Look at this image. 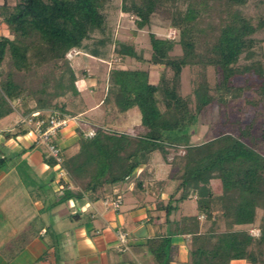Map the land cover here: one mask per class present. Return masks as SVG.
<instances>
[{
  "label": "trees",
  "instance_id": "obj_1",
  "mask_svg": "<svg viewBox=\"0 0 264 264\" xmlns=\"http://www.w3.org/2000/svg\"><path fill=\"white\" fill-rule=\"evenodd\" d=\"M108 2L15 0L9 5L2 0L0 23L8 35H0V119L15 110L18 100L22 114L49 109L69 115L84 111L82 87L66 56L72 48L99 60L113 43L120 59L134 58L142 66L162 67L155 82L148 68L110 69L107 94L114 107L118 112L137 107L140 122L134 134L96 125L94 134L87 136L85 124L75 126L77 150L67 155L60 148L61 166L75 188L60 180L59 201L84 195L92 200L105 198L107 188L122 183L132 182L135 190L162 188L167 179H154L151 171L154 153L166 154L168 146H184L183 170L174 177L178 179L176 188L158 206L164 210L170 230L146 242L152 264L173 260L174 234L189 236L190 264H230L235 259L264 264V225H258L257 236L245 228L255 224L256 209L264 206L262 133L252 131V123H247L237 136L224 133L200 144L189 143L190 126L206 106L225 105L247 91H253L257 101H264V69L259 58L264 37H255L264 32V0H122L121 10L133 14L136 29L149 25L158 9L169 14L166 24L175 28L176 35L166 38L149 32V57L130 42L113 39L104 13ZM251 2L256 10L248 13L245 8ZM212 15L218 17L217 23L201 27ZM95 31L100 35L94 36ZM177 48L179 53L173 54ZM192 65L203 69L190 92L193 107L190 95L179 91L182 70ZM207 66L219 75L213 86L206 78ZM166 69L171 71L170 77ZM238 76L244 78L243 83L233 82ZM64 96L67 102L55 100ZM108 100L102 98V102ZM17 128L26 131L21 125ZM116 195L120 192L112 196ZM190 196H195V212L170 220V213ZM199 215L210 222L205 230H201ZM219 220L222 230L217 228Z\"/></svg>",
  "mask_w": 264,
  "mask_h": 264
},
{
  "label": "crops",
  "instance_id": "obj_2",
  "mask_svg": "<svg viewBox=\"0 0 264 264\" xmlns=\"http://www.w3.org/2000/svg\"><path fill=\"white\" fill-rule=\"evenodd\" d=\"M12 113L14 122L4 120L6 116L0 119V264H152L147 240L170 230L164 210L158 209L170 195H165L164 185L135 190L130 182L107 188L105 197L124 189L131 192L125 207L121 196L116 211L103 204L104 198L92 200L84 195L59 201L62 179L56 167L45 149L33 142L32 133L18 131L20 112ZM74 128L58 133V144L67 155L77 150ZM186 200L170 213V220L195 212L194 208V212L172 215ZM198 219L203 230L207 221L203 215ZM119 228L128 232V248L122 252L116 250ZM188 237L172 235L176 249L169 264H190ZM230 264L252 263L235 259Z\"/></svg>",
  "mask_w": 264,
  "mask_h": 264
},
{
  "label": "rangeland",
  "instance_id": "obj_3",
  "mask_svg": "<svg viewBox=\"0 0 264 264\" xmlns=\"http://www.w3.org/2000/svg\"><path fill=\"white\" fill-rule=\"evenodd\" d=\"M130 1L131 0H126L127 3ZM121 2L122 0H109L104 7V13L107 17L109 28L108 31L112 34L113 39L128 41L132 43L136 50L142 53L144 57H149V32L155 33L158 37H165L167 30L169 28H174L166 24L169 14L163 11V9H158V11L151 16L149 25L145 26L143 29H136L133 21V14L130 12H123L121 10ZM0 3H2V0H0ZM14 3L15 0H8L9 5H13ZM218 8L219 7L217 6L215 9ZM254 10L256 9L253 7V2L249 3L245 8V11L248 13H252ZM217 21L218 17L212 15L211 18L204 19L200 25L205 28L208 24H215ZM0 35H8L7 30L1 23ZM93 35L98 36L100 33L95 31ZM255 37H264V32H257ZM172 53H179V49H175ZM259 58L262 61V67L264 69V42L262 43V51L260 52ZM7 61L8 59L6 58L2 64L5 70L8 68ZM106 61H110V65H108ZM70 62L76 71L80 85H82L81 99L86 107V109L80 113V118L84 119L88 124L81 123L85 124L87 128L90 124L103 125L118 132L134 134L136 132V127L140 122V112L137 107H133L126 112H118L114 107L112 96L107 94V87L110 82V69L116 66L148 68L150 71V78L155 82L158 80L163 68L150 65L142 66L134 58L130 59L124 57L120 59V57L114 52L113 43H109L106 46V54L103 59L97 60L94 57H90L86 53L81 52L79 55L74 56ZM202 70V67L197 65L185 66L183 68L179 90L182 95H190L193 81L200 77ZM204 70L209 84L213 86L219 77L218 73L212 66H207ZM165 74L167 77H170L171 71L166 69ZM233 82L241 84L244 82V78L241 76L235 77ZM90 84L92 85V90L89 88ZM105 96L109 98L108 102H102V98ZM190 98V105L193 107V97L190 95ZM65 99L67 102L68 98L65 96L56 98L55 100L61 103L65 101ZM250 100H253L254 102H250ZM29 103H31V101H29ZM14 105L15 109L21 113L23 106H21L19 100L16 101ZM70 107L71 106H68V108ZM13 118L14 113H11L6 116L4 120H11V122H14ZM247 123H252V131H257L258 133L261 132L262 137H264V101H257V96L253 91H247L241 97L231 99L225 105L212 103L206 106L198 114L196 122L190 126L189 132L191 137L189 143L193 145L200 144L224 133L237 136L239 134V129ZM56 139H59L58 135L56 136ZM73 146L76 148L77 144H74ZM40 147L45 149L42 145H40ZM260 148L264 151V140L261 141ZM184 151V146H168L166 154L155 152L153 155L151 167L152 175L157 179H167V182L164 184V193L166 196L176 188L178 179H174V177L180 175L183 170L182 155ZM168 175H171L172 178L168 179ZM67 179L70 178L67 177ZM212 183L216 185L218 184V180H212ZM70 184V187L68 186L69 188L72 187V183ZM129 186L133 189L135 188L133 183ZM129 194H131L129 189H124V192L120 194L122 197L124 195L125 198L124 207L127 205L126 198L129 197ZM166 200L167 198L165 197L164 203ZM194 208L195 202L193 197H189L184 204H181L178 210L173 212L172 215L178 216V214L183 212H194ZM209 223V221L204 222L203 228H207ZM259 224L264 225V206H260L256 209L255 224L246 226L245 228L249 231L250 229H254L253 231L256 233L257 230L260 231L258 227ZM217 228L218 230L223 229L222 220L217 222Z\"/></svg>",
  "mask_w": 264,
  "mask_h": 264
},
{
  "label": "built area",
  "instance_id": "obj_4",
  "mask_svg": "<svg viewBox=\"0 0 264 264\" xmlns=\"http://www.w3.org/2000/svg\"><path fill=\"white\" fill-rule=\"evenodd\" d=\"M176 35L175 28H169L165 34L166 38H174ZM81 52L77 48H72L66 54L67 58L72 59L74 56L79 55ZM110 65V61H106ZM83 81V80H82ZM82 86V85H81ZM90 90H92V85L90 84ZM16 110V109H15ZM47 114H45V113ZM72 122V124H71ZM81 122L88 124L84 119L80 118V114L69 115L58 110H45V111H32L26 114H19L16 126L24 128L27 132L33 134V142L36 145H42L45 148L46 157L52 162L53 166L56 167V171L59 179H62L67 187H70V182L67 177H69L67 171L61 166L63 156L61 153L60 146L56 139L59 132L64 131L71 126H77ZM94 126L90 124L85 130V135L92 136L94 134ZM103 204L116 211L120 208L122 204V197L120 195L105 197L103 199ZM202 217V216H200ZM250 229V234L257 236L259 230L256 233ZM116 250L119 252L125 251L128 248V232L123 229H118L116 231Z\"/></svg>",
  "mask_w": 264,
  "mask_h": 264
}]
</instances>
